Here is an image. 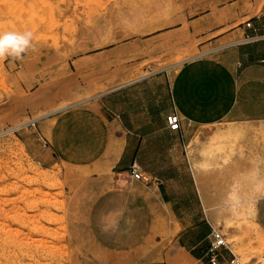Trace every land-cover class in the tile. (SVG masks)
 <instances>
[{
	"label": "rangeland",
	"instance_id": "374dc122",
	"mask_svg": "<svg viewBox=\"0 0 264 264\" xmlns=\"http://www.w3.org/2000/svg\"><path fill=\"white\" fill-rule=\"evenodd\" d=\"M259 1L256 16L264 11V0ZM254 4L255 0H0V32L33 34L32 47L22 60L9 57L0 62V264H116L119 253L129 255L120 264H131L136 248L100 245L98 174L56 161L45 142L50 123L41 122L107 88L147 74L109 68L141 58L143 66L154 70L238 40L256 41L246 37V24L256 19H250L253 14L248 9ZM148 15L168 16L172 24L182 23L185 34L166 41L171 55H83L121 43L131 25L118 21ZM193 17L199 18L197 23L186 22L185 18ZM102 24L112 28V33L111 39L99 45L89 33ZM118 29L125 34L116 39ZM237 32L241 37L231 41ZM28 97L35 100L34 108L24 103ZM199 138L194 136L187 150L189 189H194V170L222 161L237 146L244 148L247 162L258 160L264 169V120L251 125L250 135L214 137L203 149L199 142L196 151ZM111 186L103 183L101 190ZM200 203L189 201L193 208L202 209L213 230L222 236L224 259L234 260L233 264H264V198L257 202L252 216L221 227L206 216ZM155 215L154 225L142 241V256L133 264H166V253L177 251L176 216L171 213L169 217L157 206Z\"/></svg>",
	"mask_w": 264,
	"mask_h": 264
},
{
	"label": "crops",
	"instance_id": "0c3cea01",
	"mask_svg": "<svg viewBox=\"0 0 264 264\" xmlns=\"http://www.w3.org/2000/svg\"><path fill=\"white\" fill-rule=\"evenodd\" d=\"M259 11L260 7L250 19ZM171 20L162 15L120 20L131 25L129 36L125 35L121 43L100 46L83 55H171L167 42L185 34L182 23L172 24ZM185 20L197 23L199 18ZM249 25L246 37L262 33L264 11ZM188 33H193L192 28ZM114 34L116 37L125 33L118 29ZM128 48L131 51L125 52ZM263 61L264 39L238 40L154 70L137 58L129 65L108 70L147 74L107 88L41 122L50 123L49 140L45 142L56 161L98 174V238L102 247L129 250L142 246L154 225L157 206L169 217L171 213L176 216V248L208 264L206 249L213 228L202 209L189 205V201L201 199L197 184L189 189L186 180L190 167L188 146L194 136L200 137L195 145L197 151L199 142L203 149L214 137L250 135L251 125L264 120ZM172 112L180 118L177 131H170L166 125V116ZM132 165L143 180L130 175ZM103 183L112 186L101 190ZM223 253L219 251L222 258Z\"/></svg>",
	"mask_w": 264,
	"mask_h": 264
},
{
	"label": "bare ground",
	"instance_id": "6f19581e",
	"mask_svg": "<svg viewBox=\"0 0 264 264\" xmlns=\"http://www.w3.org/2000/svg\"><path fill=\"white\" fill-rule=\"evenodd\" d=\"M259 7L260 1L255 0V4L248 7V9L254 15L258 12ZM111 33L112 28L102 24L92 29L89 36L95 43L102 45L105 40L111 39ZM239 37H241V33L237 32L229 39L232 41L239 39ZM24 103L31 108L36 105L35 100L29 97L24 100ZM193 174L195 179H197L195 183L197 184V190L206 216L217 227H221V225L227 226L234 221H242L252 216L255 213L257 202L259 203V200L264 198V169L258 160L247 162L245 153L238 146L222 161L209 163L206 168L194 170ZM142 249L145 248L140 246L133 253L131 252L132 254L130 253L132 257L131 264L136 263L142 256H140L143 253H140ZM176 249V252L166 253V264H181L184 261H194L183 249ZM128 257V253H119L116 256L115 263H123Z\"/></svg>",
	"mask_w": 264,
	"mask_h": 264
},
{
	"label": "built area",
	"instance_id": "2783aa9c",
	"mask_svg": "<svg viewBox=\"0 0 264 264\" xmlns=\"http://www.w3.org/2000/svg\"><path fill=\"white\" fill-rule=\"evenodd\" d=\"M250 27L249 23L246 24ZM255 40L264 39V31L256 35ZM264 62V61H263ZM180 118L176 112H172L166 116V125L170 131H177L179 128ZM130 175L135 180H143L144 177L139 173L138 168L132 165L130 168ZM225 243L223 242L222 236L212 230V239L209 242L208 248L206 249V255L208 257V264H233L234 260H226L219 255L220 250H224Z\"/></svg>",
	"mask_w": 264,
	"mask_h": 264
},
{
	"label": "clouds",
	"instance_id": "9594fccd",
	"mask_svg": "<svg viewBox=\"0 0 264 264\" xmlns=\"http://www.w3.org/2000/svg\"><path fill=\"white\" fill-rule=\"evenodd\" d=\"M33 34L30 31L0 32V62L6 58L22 60L24 54L32 47Z\"/></svg>",
	"mask_w": 264,
	"mask_h": 264
}]
</instances>
